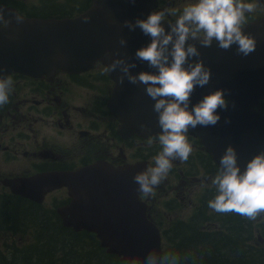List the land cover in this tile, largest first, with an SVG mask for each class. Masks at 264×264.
Returning <instances> with one entry per match:
<instances>
[{
    "label": "water",
    "instance_id": "1",
    "mask_svg": "<svg viewBox=\"0 0 264 264\" xmlns=\"http://www.w3.org/2000/svg\"><path fill=\"white\" fill-rule=\"evenodd\" d=\"M157 6V0H93L85 12L63 19L29 18L14 8L0 6L4 14L0 19V77L17 74L43 79L58 72L81 74L98 64L108 70L116 59L136 63L133 75L155 72L135 57L151 38L138 28L130 31L123 25L125 21L146 19ZM17 16L22 21L18 22ZM85 17L90 21L85 23ZM162 23L170 31L172 23ZM242 30L257 42L256 50L246 57L237 55L236 45L223 50L215 41L211 47L189 41L201 53L193 59H202L212 73L208 85L196 87L191 104L214 91L230 90L225 93L229 108L218 109L221 120L215 126H197L189 132L197 134L218 168L226 149L234 147L243 171L251 159L264 152V19ZM121 38L127 41L126 46L120 45ZM108 72L115 83L109 106L119 116L120 133L159 136L162 129L154 111L155 101L146 94V86L132 84L127 77L121 83L119 68ZM229 118L231 123H226ZM146 166L115 167L100 161L77 171L46 172L3 183L13 194L37 203H43L53 191L67 189L71 201L58 209L63 225L95 234L101 247L119 257L121 263L139 264L152 250L163 253L161 230L150 219L148 205L134 182L135 175L145 172Z\"/></svg>",
    "mask_w": 264,
    "mask_h": 264
},
{
    "label": "flooded vegetation",
    "instance_id": "2",
    "mask_svg": "<svg viewBox=\"0 0 264 264\" xmlns=\"http://www.w3.org/2000/svg\"><path fill=\"white\" fill-rule=\"evenodd\" d=\"M57 1L64 2V0ZM92 1L84 10L91 6ZM178 2L179 0H162L160 12H165L166 18L176 21L183 12ZM243 2L255 3L256 10L246 13V21L241 27L251 21L264 18V0H243ZM17 3H21L28 11L42 8L41 3L38 2L30 5L25 0H0V5L4 6H13ZM78 12L80 11H76ZM100 69L103 71H90L85 74L58 73L40 80L24 76L10 77L13 83L9 101L0 107V178L75 171L99 161H106L114 166L146 163L149 161L148 158L162 150L158 138H137L135 135L120 133L119 116L113 113L109 106L113 82L105 68L100 67ZM72 92L76 95L72 96ZM78 98L83 100V104L73 106L71 102ZM21 107H25L27 111L22 112ZM61 107L64 109L59 111ZM71 110L77 113L80 124L90 121L92 128L103 129L102 135H92L89 131L83 130L80 134L87 138L85 145L77 147L73 143L74 132L67 133L63 128V122L69 124L67 118ZM33 112H41L48 117L54 115L56 119L55 121L39 120L31 114ZM57 126L61 129L57 130ZM64 137L67 139L63 140ZM186 139L193 148L192 156L185 162L174 160L175 164L181 167V163H185L189 168L203 169L208 179L202 180L195 178L194 173H185L188 182L182 180L178 186L171 187L177 191L176 197L182 201L181 205L170 204L158 208L157 201L160 195H149L147 201L150 203L153 217L162 218L160 211L163 209L175 213L178 209H192L191 216L184 218L179 215L174 216L176 220L180 218L178 223H184L185 218L190 220L188 225L180 228L179 237H187L193 230L204 236L226 237L241 246L240 250L247 264H264V234L260 231L264 232V213H261L258 223L259 233L255 234L252 233L247 217L235 212L216 213L210 209L208 202L217 195L216 187L211 181L214 174H217L218 168L210 156L202 151L196 136L186 134ZM147 151H150L149 155H146ZM150 166L149 164L148 168ZM151 167H155V164ZM4 172H21V174L6 175ZM182 175L184 176L183 172ZM183 185L194 187L185 194L181 187ZM159 188L165 189L161 184ZM194 191L207 193L197 194V201H193V196L189 193ZM61 202L54 198L51 200V207L54 203ZM217 221L222 222V225H219L225 229L224 231L216 225Z\"/></svg>",
    "mask_w": 264,
    "mask_h": 264
},
{
    "label": "clouds",
    "instance_id": "3",
    "mask_svg": "<svg viewBox=\"0 0 264 264\" xmlns=\"http://www.w3.org/2000/svg\"><path fill=\"white\" fill-rule=\"evenodd\" d=\"M131 2L135 3V0ZM255 10V3L243 0H196L184 7L175 23L169 24L170 31L162 23L166 15L163 11H153L146 19L124 22L123 26L130 31L138 28L151 38L147 46L136 51L135 57L156 70L133 75L131 70L137 64L128 63L127 59H116L108 66L111 72L119 68L121 83L127 77L132 84L145 85L146 94L155 101L154 111L162 129L158 136L162 150L153 158L155 167L150 166L134 177V182L139 185L138 191L145 196L154 194L155 188L172 169V161L189 159L193 151L186 139L189 129L215 126L221 120L218 109L229 108L225 93L230 90L226 89L214 91L195 105L191 104L196 87L208 85L212 73L202 59H193L200 57L201 53L196 44L189 41H199L202 47H211L215 41L223 50L236 45L237 55L246 57L256 50L257 42L246 35L241 26L246 21V13ZM3 16L0 12V19ZM16 19L22 21L19 16ZM90 19L85 17V23ZM119 43L127 45L123 38ZM12 83L10 77H0V107L8 103ZM226 123H231L230 118ZM219 165V171L211 181L217 195L208 202V207L216 213L235 212L252 220L264 213V152L251 159L242 171L236 149L229 146ZM139 264H180V257L152 250Z\"/></svg>",
    "mask_w": 264,
    "mask_h": 264
},
{
    "label": "trees",
    "instance_id": "4",
    "mask_svg": "<svg viewBox=\"0 0 264 264\" xmlns=\"http://www.w3.org/2000/svg\"><path fill=\"white\" fill-rule=\"evenodd\" d=\"M64 2L75 3L74 6H62L59 9L51 10V13L43 14L42 8L37 11H28L21 3L13 5L21 14L36 18L73 17L76 11H83L91 0H64ZM161 2V0H159ZM74 13V15H73ZM68 203L65 198L61 203H54L51 209L34 202L25 200L19 196L0 192V264H79L75 254L84 255L86 249L93 247L98 260L95 264H123L117 256L110 255L106 249L100 246L99 240L94 234L88 232H74L65 228L61 222L56 208ZM10 227H13L10 229ZM65 232L69 235L68 242L74 247H69L67 241L62 242L61 250L51 246L45 235H51L54 230ZM13 236H18L17 241ZM166 240L172 245L176 233H167ZM44 238V239H43ZM202 245L216 251L208 253L202 249ZM236 244L233 240L221 236H204L193 230L187 237H183L178 247L172 252L180 257V264H247L243 254L236 251ZM234 248L229 254H219L221 248ZM179 248V249H178ZM168 249V248H167ZM170 250H166L165 254ZM190 251V252H188ZM224 255L225 257L221 256Z\"/></svg>",
    "mask_w": 264,
    "mask_h": 264
},
{
    "label": "rangeland",
    "instance_id": "5",
    "mask_svg": "<svg viewBox=\"0 0 264 264\" xmlns=\"http://www.w3.org/2000/svg\"><path fill=\"white\" fill-rule=\"evenodd\" d=\"M25 1L28 2L30 5L38 2V0H25ZM195 2H196V0H188L186 3L183 4V7H186L187 5H189L191 3H195ZM67 5L73 6V5H75V3H73V2H70V3L62 2V3H60L57 0H42V2H41L42 10L41 11L43 14H48V13H51V10L59 9L62 6H67ZM87 90L89 93H92V91L90 89H87ZM73 95L75 96L76 93L72 92V96ZM71 103L73 106H81L83 104V100L78 98V99L73 100ZM63 109L64 108L61 107L59 109V111H62ZM21 111L26 112L27 109L25 107H21ZM31 114L35 118H38L39 120L44 119V120L55 121V119H56L54 115H51V117H48V116L43 115L41 112H39V113L33 112ZM68 114H69V116L67 119L69 120V124H66L63 122V128L66 130L67 133L70 131L74 132L73 143L77 147H82L85 145L87 138H86V136L80 134V132L83 130L89 131L92 135H98V136L102 135L103 129L92 128L90 121L86 124H80V122L77 119L78 115L74 111L71 110ZM7 122L8 121H5V123H7ZM58 129H61V127L57 126V130ZM44 131H46V130H44ZM66 139H67L66 137L63 138V140H66ZM172 163H173V167H172V171H171L172 175H169V176L167 175V177L165 178V179H168L169 183L171 184L170 186L178 185L181 182L182 177L179 176V173H181L182 171H184V176H185V173L189 172V173H194L195 178H199L202 180L205 179L206 174L202 169H196L193 166L194 167L193 170H189L188 167L185 168L184 164H181V167H178L174 161ZM4 173L6 175L21 174V172H14V173L4 172ZM188 177H191V176H188ZM6 178H10V177H1L0 178V184H1V181L6 179ZM185 181L188 182V179L185 178ZM161 184H164V182H162ZM181 187L183 189L182 191L185 194H187L194 186L183 185ZM3 189H4V187L1 184L0 185V191ZM159 190H160V188H156L155 192L159 193ZM197 193H198V191H194V192L189 193L193 196V198H192L193 201H197V199H198ZM176 195H177V191L175 189L165 187V189H163V191L161 192V195H160L161 197H163L160 208H164V205L166 206V205H169L171 203H175V201L171 198H174V196H176ZM169 197H171V198H169ZM166 198H168V201L165 200ZM46 203H48V204L51 203V195L48 196ZM181 203H182V201H181ZM181 203H180V205H181ZM160 213L162 215V218H160V220L162 222H158V223H160L159 225L162 228L163 233L166 235L167 233H170V231L177 226L178 227H184V226L188 225L187 223H176L175 222L176 220H174L175 219L174 216L179 214L183 218L188 217V216L193 215V210L189 209V208L179 209L178 214H177L173 211L163 209V211H160ZM171 220H174V221H171ZM259 222H260L259 216L255 220H252V223L254 226H251V227H252V230L255 234L259 233V230H258V223ZM218 223L220 225H222V222H218ZM260 231L262 232V234H264L263 230H260ZM44 238L47 240V242H51V246L57 248L58 250H61V249H63L62 248V242H64V241L68 242L69 235L66 234L65 232H60V231L55 229L54 231L51 232V235H45ZM182 238L183 237L174 236L172 239L171 250L168 251L167 253L172 252L174 249H176L178 247L179 243L181 242ZM12 239L17 241L19 239V237L13 236ZM168 244L169 243L167 242V240H166V242L164 240V250H166L168 248ZM201 247H202V249H205L209 254L212 252L216 253V251L211 249V247H209L208 250H207V246H205V245H202ZM230 247H236L235 248L236 251L241 252L240 247L238 245L230 246ZM73 249H74V247L69 243V247L67 249H65L64 251H62V253H65L67 250H73ZM233 249L234 248H229V247L228 248H221V252H218V253L219 254H229L231 251H233ZM188 252H190V251H188ZM241 253L243 254V252H241ZM175 254H176V252H175ZM74 256L79 261V264H95L98 260L96 251L94 250L93 247L87 248L86 253L84 255L76 253ZM221 256L225 257L224 255H221ZM186 264H189V263L186 262Z\"/></svg>",
    "mask_w": 264,
    "mask_h": 264
}]
</instances>
